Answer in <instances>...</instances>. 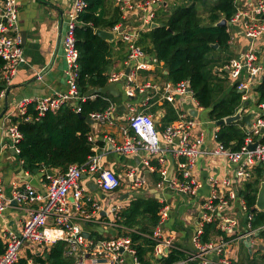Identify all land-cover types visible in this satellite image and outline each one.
<instances>
[{
	"label": "built area",
	"instance_id": "1",
	"mask_svg": "<svg viewBox=\"0 0 264 264\" xmlns=\"http://www.w3.org/2000/svg\"><path fill=\"white\" fill-rule=\"evenodd\" d=\"M117 3L124 14L135 11L140 13V26L143 29L154 19V7L161 4L162 0H117ZM234 3L236 12L228 22L231 26H240L245 37L251 41L240 56L229 59L224 69L230 75L231 81L237 84L242 99L247 100L253 95L255 86L264 76V65L260 61V45L263 44L264 38V0H235ZM87 5L88 0H72L68 13L63 40L68 89L48 97L24 98L15 104L13 113L6 114L4 120L2 119L6 122L9 146L16 154L21 152L19 142L22 139V132L18 122L12 117L24 116L30 104H35L39 115L47 111H56L65 103L73 104L78 113L82 111L80 102L87 98L81 93L78 85L79 50L76 46L75 32L79 14ZM112 30L128 45L126 64L131 68V73L128 75L124 72L112 73L110 81L124 79L126 95L133 97L138 91L144 92L146 87L136 83L139 71L149 69L159 60L149 55L137 43L138 34L133 31L132 24L119 23ZM0 57L4 60L0 80L8 85L24 61L17 0H0ZM190 92L193 91L189 81L183 80L175 85L169 84L165 98L173 102L176 94ZM4 94L5 89L1 91L0 99ZM113 111L114 106L111 105L105 111L92 112L89 117L94 122L113 124ZM254 111L256 116L252 119L251 126L245 125L247 133L245 143L238 150H233L220 142L218 130L213 134L215 147L204 148V132L198 129L200 122L188 112H183L174 123L160 131L151 115L132 107L128 115L129 125L122 129L126 139L117 143L112 136L104 137V140L109 141L120 153H142L143 162L150 168H156L152 160H157L162 167L156 185L161 190L183 196H196L203 186L202 181L194 176L195 165L203 155L223 158L234 164V177L214 176L210 179L211 192L202 204L203 227L196 231L192 239L194 249L184 250L186 253L184 259L169 264L186 262L234 264V259L228 255L226 246L236 240L244 241L247 237L261 236L259 230L251 229L252 215L240 195L243 183L252 177L254 166L264 163V103L258 104L257 110ZM89 139L95 142L91 134ZM162 142L165 147L162 146ZM255 142H258L257 146L250 149L249 145ZM94 151L95 154L85 163L72 164L63 173L47 176L49 181L45 183L43 192H39L28 183L22 186L14 184L12 193L8 196L0 182V218L11 207L13 201L17 204L39 202L36 208L28 211L20 226L17 228L4 226L0 230V239L5 245L4 251L0 254V264H14L24 255L25 250L29 249L35 253L59 240L67 243L66 253L75 258L76 264H143L132 238L129 235L118 234L119 230L135 231L118 221L121 212L128 206L127 203L111 201L108 207H104L88 195V185L82 182L84 174L94 176L98 187L109 195L115 193L122 185L120 176L112 169L104 167L96 146ZM169 156L174 160L171 177L170 169L165 166ZM138 171L137 167H133L127 172L135 187L145 182V179L138 175ZM238 195L242 198L243 210L247 212L249 229L241 234H232L236 223L224 217L222 213ZM169 212V204L162 200L160 219L150 236L155 242L153 254L158 258L177 248L175 236L165 232ZM215 219L218 220V228L225 233L219 235L223 236V239L203 242L205 223ZM99 228L105 232L93 235L96 233L93 231ZM110 229H115L116 235H112ZM85 231L90 233L88 237L85 236ZM262 240L264 244V236Z\"/></svg>",
	"mask_w": 264,
	"mask_h": 264
},
{
	"label": "crops",
	"instance_id": "2",
	"mask_svg": "<svg viewBox=\"0 0 264 264\" xmlns=\"http://www.w3.org/2000/svg\"><path fill=\"white\" fill-rule=\"evenodd\" d=\"M17 2L22 37L24 34V42L22 44L24 61H22L18 67L10 83L8 85L5 83V94L4 97L0 99V112L5 108L6 103L8 104L7 111L0 119V182L8 196L11 195L14 184L22 186L28 183L36 187L39 192L44 191V185L46 183L43 180L44 176L38 177V174L33 175L25 171L22 168L23 160L20 158V154H16L14 150L10 148L9 139L7 137V127L5 126L6 122H3L2 119L6 114L13 113L15 111V104L24 98L34 99L48 97L68 89L67 75L65 73L66 64L63 40L67 28L68 13L72 4V0H17ZM193 2L194 1L191 2L190 0H162L161 4L154 7V19L150 25L143 29L140 26L141 16L137 11L124 14L117 0H107V9L110 10L109 14H111L114 9L118 8L122 20L115 25L119 23L132 24L134 26L133 31L138 34L137 43L140 44L139 40L141 34L153 28V23L160 25L159 21L167 19L178 7L189 5ZM208 3L210 2L199 1L197 3L200 12L202 7L206 6ZM226 26L230 29L228 31L231 35L229 40L230 48L223 53L230 54L232 57L240 56L250 44L251 40L245 37L240 26H231L228 20ZM112 28L104 29L113 31ZM117 40L121 39L119 35L116 34L113 41ZM121 41L123 42L121 46L115 45L113 69L109 75V83L113 82L110 81L112 73L124 72L126 75L131 73V68L126 64L128 45L124 40ZM260 46V61L264 65V38L263 44ZM128 68H130V70L126 73ZM165 74H167V69L164 63L160 61L152 64L147 70L139 71L136 83L146 87L144 92L138 91L133 97L126 95V81L124 79L116 81L117 88L120 90L119 95L114 96L107 93L115 99L111 101L109 105V107L111 105L114 106V122L113 124L108 122L98 123L96 121L92 124L90 123L92 125L90 134L93 135L96 142L97 154L101 157L102 164L104 167L112 169L120 176L122 185L115 193L109 195L99 187L93 190L91 189L88 183L92 180L95 181L94 176L93 178L87 175L85 178H82V182L88 185V195L99 201L104 207H108L111 201L124 202L129 206L132 200L137 198L157 199L160 203L162 200H165L170 206L165 232L175 236L174 242L177 249L182 251L192 250L194 249L192 242L193 236L197 230L203 227L204 210L202 204L211 192L210 179L214 176L234 177V164L223 158L203 155L197 161L194 169V176L202 181L203 186L199 189L196 196H183L178 193L161 190L156 185L160 178V168L162 167L157 160H152L156 168H150L143 162L142 153H120L115 148H110L111 143L104 140L106 136H112L117 143H121L126 139V135L123 133L122 129L129 125L128 115L133 107L139 112L151 115L160 131L174 123L183 112H188L200 122L198 129L204 132L203 147L206 149L215 147L216 141L213 134L215 131L219 130L220 126L217 122L208 118L207 109L199 105L193 92L183 95L176 94L173 102L168 101L165 98V95L168 93V86L169 84L175 85L177 83L168 81L164 76ZM7 92L8 96L6 95ZM84 93L82 94L84 95ZM95 95L97 94L86 98H94ZM251 96L249 98H251ZM247 103L248 104L245 102L244 105H242L244 107V114L257 110V104L252 101ZM168 108H173L177 115L176 119L170 122L166 121ZM194 109L197 110L195 114ZM12 118H15V115ZM173 162V158L169 156L165 166L171 170ZM133 167H137L139 170L138 175L145 179L144 184L141 186L135 187L133 180L127 175V172ZM53 170L56 172V175L60 174L58 169ZM34 177L38 179V185L32 182ZM127 194L129 195L125 197ZM38 205V201L28 204H17L13 201L11 207H9L0 218V230L4 226L17 228L27 217L28 211L36 208ZM222 215L236 223L232 234H241L249 229L247 212L242 208L241 196L238 195L233 199ZM221 222H223V219H221ZM93 232V235H95L105 231L99 228ZM119 235L126 234L122 232ZM211 239L219 241L223 239V236L213 235ZM251 241L253 243L252 248H249L240 240H236L226 246L228 255L234 259V264H264V244L262 237L254 236L251 238ZM43 249L44 248H42V250ZM42 250L35 253H41ZM28 251L34 253L27 249L24 251L22 257L27 256ZM28 263L36 264L32 258L29 259Z\"/></svg>",
	"mask_w": 264,
	"mask_h": 264
},
{
	"label": "trees",
	"instance_id": "3",
	"mask_svg": "<svg viewBox=\"0 0 264 264\" xmlns=\"http://www.w3.org/2000/svg\"><path fill=\"white\" fill-rule=\"evenodd\" d=\"M210 2L208 16L205 18L199 10L198 2ZM235 0H194L189 5L178 7L172 15L160 25L141 34L139 43L147 53L163 62L168 81L178 83L188 80L194 97L199 105L207 109L208 118L218 122L235 114L245 102L264 103V80L255 86L254 94L247 100L224 69L230 54L223 53L230 48L231 38L227 26L218 25L224 17L230 20L236 12ZM107 0H88L87 7L79 14L76 26V46L79 50L78 85L82 93L90 87H103L109 83L113 67L114 50L122 41H108L95 33L97 28H112L122 20L118 8L109 14ZM157 20V19H156ZM158 21V20H157ZM217 44L218 47H214ZM116 45V46H115ZM4 60L0 57V70ZM5 83L0 80V92ZM115 99L110 94H97L94 98L81 101L79 116L70 103L63 104L56 111H47L39 115L35 104L28 106L24 116L13 118L22 132L19 142L22 168L36 175L41 170L52 168L65 172L72 164H83L95 154L96 142L89 139L92 125L87 122L92 112L106 110ZM30 117L29 119H24ZM173 108H168L166 121L175 120ZM247 133L242 121L224 123L218 130V140L225 146L238 150L245 143ZM49 181L47 176L43 177ZM264 181V163L254 166L252 177L243 183L240 195L252 215L251 229L259 230L264 236V210L256 209L258 192ZM161 203L157 199L137 198L132 200L118 219L119 223L135 231L119 230L129 235L137 248L143 264H169L186 257V253L174 248L163 257L153 254L154 240L150 237L158 225ZM218 220L204 225L202 241L211 240L213 235L225 234L217 226ZM5 245L0 239V254ZM67 243L59 240L46 246L41 253H31L21 257L14 264H76L75 259L67 255ZM184 264H198L186 262Z\"/></svg>",
	"mask_w": 264,
	"mask_h": 264
},
{
	"label": "water",
	"instance_id": "4",
	"mask_svg": "<svg viewBox=\"0 0 264 264\" xmlns=\"http://www.w3.org/2000/svg\"><path fill=\"white\" fill-rule=\"evenodd\" d=\"M227 24V19L226 18H222L219 22H218V25H221V26H226ZM153 27H156L158 26L157 23H153L152 25ZM95 33L98 34L99 36H101L102 38L108 40V41H113L115 39V32L114 31H110L108 29H104V28H97L95 30ZM24 42V34H23V37H22V44ZM214 47H218L217 44H213ZM130 70V68H128L126 70V73H128ZM263 80H264V76H263ZM107 93H110L114 96H118L119 93H120V90L117 88V82L116 81H113V82H110L108 84H106L105 86L103 87H92L90 89H88L85 93H84V96L85 97H90L94 94H107ZM6 95L8 96V92L6 93ZM246 104H248L246 102ZM7 107H8V104L6 103V106L5 108L0 112V119L1 117L5 114V112L7 111ZM243 106H241L238 111L233 114V115H230V116H227L226 118L222 119V120H219L217 122V124L219 126L223 125L224 123L226 124H230V123H233V122H238V121H242L243 123H245L248 127L251 126V123H252V119L256 116V112L255 111H252V112H248L246 114L243 113ZM197 112L196 109H194V114ZM79 116L81 117H84L82 113H79ZM86 120L87 122L89 123H94L93 119L90 118L89 116L86 117ZM176 142H178V140H176ZM257 143L258 142H255V143H252L249 145V148L250 149H254L256 146H257ZM162 146L165 147V144L162 142ZM110 148H113V145L110 144ZM172 170H173V167L171 168L170 172H169V177H171V174H172ZM56 175V172L52 169V168H48V169H45V170H41L39 173H38V177H43V176H55ZM87 175L84 174L83 175V178H85ZM32 182L36 185L39 184V181L36 177H34L32 179ZM89 186L91 187V189H95L98 187V184L92 180L90 181L89 183ZM129 194L125 195V197H127ZM14 203H16L14 201ZM256 209H259V210H264V181L262 182L261 186H260V189H259V192H258V196H257V201H256ZM110 232L112 234H116V230L115 229H110ZM85 236H89L90 233L89 232H84ZM246 246H248L249 248H252L253 246V243L251 241V237H247L244 241ZM168 251V250H167Z\"/></svg>",
	"mask_w": 264,
	"mask_h": 264
},
{
	"label": "rangeland",
	"instance_id": "5",
	"mask_svg": "<svg viewBox=\"0 0 264 264\" xmlns=\"http://www.w3.org/2000/svg\"><path fill=\"white\" fill-rule=\"evenodd\" d=\"M209 3L206 5V6H203L202 7V9H201V13H202V15L206 18L207 16H208V7H209ZM245 261H247V260H245ZM243 263H245V262H243Z\"/></svg>",
	"mask_w": 264,
	"mask_h": 264
},
{
	"label": "bare ground",
	"instance_id": "6",
	"mask_svg": "<svg viewBox=\"0 0 264 264\" xmlns=\"http://www.w3.org/2000/svg\"><path fill=\"white\" fill-rule=\"evenodd\" d=\"M104 95V94H103Z\"/></svg>",
	"mask_w": 264,
	"mask_h": 264
}]
</instances>
